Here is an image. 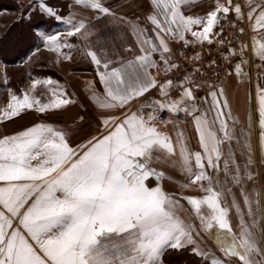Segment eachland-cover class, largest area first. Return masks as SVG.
Returning <instances> with one entry per match:
<instances>
[{
  "label": "snow or ice",
  "instance_id": "1",
  "mask_svg": "<svg viewBox=\"0 0 264 264\" xmlns=\"http://www.w3.org/2000/svg\"><path fill=\"white\" fill-rule=\"evenodd\" d=\"M132 2L143 15L106 0H71L67 14L50 0H17L33 43L57 64L80 50L102 91L88 81L92 111L81 105L85 114L65 125L47 117L76 103L66 84L29 71L26 87L7 89L0 124L41 115L0 134V264H264V0H213L204 12L194 11L199 0ZM33 17L62 30H40ZM222 22L239 33L246 24L251 45L233 47ZM173 43L183 49L175 59ZM206 44L226 48L225 76L238 82L249 75L245 50L259 59L258 120L251 91L242 122L223 78L197 63ZM183 61L191 70L168 78Z\"/></svg>",
  "mask_w": 264,
  "mask_h": 264
},
{
  "label": "crops",
  "instance_id": "2",
  "mask_svg": "<svg viewBox=\"0 0 264 264\" xmlns=\"http://www.w3.org/2000/svg\"><path fill=\"white\" fill-rule=\"evenodd\" d=\"M51 1V0H50ZM59 0H54V2H58ZM238 1V0H237ZM142 2L146 3V0H142ZM213 0H199V4L196 8H194V11L198 12H204L208 10V5L212 3ZM71 3V0H67V5ZM107 6L114 7L116 3H119L121 5L120 9H117L118 11H122L124 14H135V15H143L144 11H146V8H142L137 6L134 2L130 4V0H106ZM125 7V5H129ZM66 5V6H67ZM73 11H76L78 14H82L88 17H91L94 15L91 10L82 9L79 6H74ZM68 7L64 8L61 14H67ZM187 14V13H186ZM100 23L107 22L106 20L101 19L99 21ZM62 27V26H61ZM60 27V24L58 22H55L53 24V27L49 30H62ZM41 29V28H40ZM42 30V29H41ZM35 31V30H34ZM254 35V33L251 31V37ZM73 42H76L73 40ZM39 47L40 51L35 53L33 55V59H37L38 61L31 66V61H29L27 64L24 63V60L26 57L33 51L34 48ZM46 52L47 54L51 53L54 55V57H51L53 59H47L44 56L41 57V54ZM56 57L55 54L48 51L43 47L42 44H35L31 49H29L26 56L23 58H20L16 65L18 67L23 66L24 67V73L26 75L29 71H31L32 76H39V77H47L51 76L53 79L56 80H63L60 81L61 83H64L67 85V91L69 93H74V99L76 100V103L73 105H69L67 107L66 113L64 115V118L61 119L62 123H65V125L70 124L77 115H82L85 111V108H82L81 105H85V107H90V101L88 100V81H92V78L95 79L94 85H98V91H102L101 85L97 80V76L95 73V67L90 63V60L86 57H84L81 54L80 50H77L73 53V58L71 60H62V65L57 67V63L55 62ZM0 64L6 65L7 63H4L0 60ZM56 64V65H55ZM8 67V66H7ZM16 67V66H14ZM53 76H60L61 79L54 78ZM8 84L5 85L3 82L1 83L0 88V107H3L7 104L8 101V92L7 89L10 87V77L8 73ZM29 77V76H28ZM31 77H29V80ZM25 87V86H22ZM224 87L226 90V93L228 95L229 102L232 106L233 114L239 115L241 118V121L244 122L247 117V112L249 109V102L247 99V93L251 91L252 93V99H251V109L253 113L254 120H258V113L256 112L257 102L255 100V85L251 88L249 83L244 78L243 82H238L234 72L232 75H228L224 79ZM43 91V89H40ZM19 92V91H17ZM40 116V114L35 112H29L27 115H23L19 119H13L12 122H5L3 124H0V134H9L10 127H20L22 125L29 124L31 121L37 119ZM49 122L56 123L55 120L48 119ZM189 132H191V129L189 128ZM193 146L195 147V141H193ZM258 171L261 172V177L258 181V185L261 188H264V168H258ZM178 178H180L178 176ZM166 187H169L170 189L179 190L178 187L174 185L166 184ZM187 209V206H185ZM185 214H187L185 212ZM236 219L233 218V225L235 226Z\"/></svg>",
  "mask_w": 264,
  "mask_h": 264
},
{
  "label": "built area",
  "instance_id": "3",
  "mask_svg": "<svg viewBox=\"0 0 264 264\" xmlns=\"http://www.w3.org/2000/svg\"><path fill=\"white\" fill-rule=\"evenodd\" d=\"M237 2H243V0H238ZM222 23L224 25V31L222 33V36H224L228 40H230L232 42L233 47H238L239 41H244L245 43L251 45V30L246 26V24L242 23L239 25L241 27H245V32L239 33L237 29L231 27L230 23H228V22H222ZM172 47L174 50L173 51L174 59L178 58L179 57V51L183 50L182 46L180 44L173 43ZM186 51H187V54L189 56H191L193 53V48L189 47L188 49H186ZM195 51L200 52L201 61H199L197 63L202 65L204 71L207 73V76L210 80L216 81V80H219L221 78H223V80H224L227 77V76H225V71L228 70V68H227L228 62L224 61L220 55V53L226 51V48H217V46L215 44H213L209 50V46L206 44L203 48H200L199 46H197L195 48ZM245 55L247 57H249V59H250V63L248 65L243 66L244 70L246 72H248V74H249L248 77H245V79L248 83H249V78L251 79V83H249V85L252 88L255 85L257 77H258L260 71H262V69H259L255 66H253V65H258L259 62H258L257 58L254 56V54H252L250 52V50L246 49ZM210 59H215L217 61V64L212 66L211 68L208 66V61ZM236 59H238V57L233 58V64L235 63ZM186 70L190 71L191 69L188 66V62L183 61L181 63L180 71L177 72L176 70H173L169 74L168 78L179 77ZM153 71H155V70H153ZM213 73H215V75H213ZM161 75H163V73H161ZM195 79L200 80L202 78L199 75H197L195 77ZM199 94L203 95L204 92L201 91Z\"/></svg>",
  "mask_w": 264,
  "mask_h": 264
},
{
  "label": "rangeland",
  "instance_id": "4",
  "mask_svg": "<svg viewBox=\"0 0 264 264\" xmlns=\"http://www.w3.org/2000/svg\"><path fill=\"white\" fill-rule=\"evenodd\" d=\"M3 2H6L10 6H13L14 10L17 11V0H0V4H2ZM50 2L52 4H55V5H61L63 7V9L67 7L66 6L67 0H59L58 2H54V0H51ZM16 13L17 12H14V13L10 12L9 15H6L7 13L5 11L0 12V33L3 32V30H5V28L7 27V21L12 22L16 18ZM33 18L36 19L37 17H33ZM106 23L107 22H103V23L99 22L98 27H103V25H105ZM53 24H55L54 21L48 20V21H46V25L41 29L42 30H49L53 27ZM60 27H61V25H60ZM19 29H20L19 26L18 27L17 26L12 27L11 31L7 34V36L4 39L0 40V47H2L3 52L9 51L11 53V51L15 49V46H16L15 44L20 43V45H23V46L26 44L22 38V35L19 33ZM129 55H131V54H129ZM42 56H44L47 59L54 57V55H52L51 53L47 54L46 52L42 53L41 57ZM51 59H53V58H51ZM257 60L260 63L258 58H257ZM37 61H38L37 59H33L30 63L31 66H33ZM16 63H17V61L15 63L6 64V65L0 64V88L2 86L1 83L3 82V78H4L5 73L7 74V76L9 73L10 88H13L16 91H19L22 86L26 87L27 84L30 82L28 74L26 75V73H24V67L23 66L18 67L16 65ZM60 65H62L63 67L65 66L64 64H62L60 62L59 64H57V67L59 68ZM14 66H16V67H14ZM53 77L57 78V79H61L60 76H57V77L53 76ZM95 79L92 78V81L95 82ZM97 80H98V78H97ZM60 81H63V80H60ZM94 87H95V89L98 90V85H94ZM101 88H102V86H101ZM90 105H91V103H90ZM86 108H87L88 112L92 111V106L86 107ZM82 112H83V114H85V111H82ZM65 113H66V111L54 112V113L49 114L47 119L55 120L56 123H58V124H65V123H62V121H61V119L64 118ZM16 129H17L16 127H10V130L8 133H11L12 131H14Z\"/></svg>",
  "mask_w": 264,
  "mask_h": 264
},
{
  "label": "trees",
  "instance_id": "5",
  "mask_svg": "<svg viewBox=\"0 0 264 264\" xmlns=\"http://www.w3.org/2000/svg\"><path fill=\"white\" fill-rule=\"evenodd\" d=\"M62 9L63 7L61 5H59ZM1 11H5L7 14L9 15V13H14L17 12L16 10H14L13 6H10L8 3L3 2L2 4H0V12ZM7 21V27L5 28V30H3V32L0 33V40L4 39L7 34L11 31V28L14 26H19V33L22 35V38L24 40L25 45H20L19 44H15V49L11 51V53L9 51L7 52H3L2 47H0V60L3 61L4 63L7 64H11V63H15L16 61H18L20 58H23L24 56H26V54L28 53L29 49H31L35 43H33L32 40V34L34 32V28H32V26L27 22H18L17 19L15 18L12 22ZM33 23L34 24H38L39 28H43L46 25L45 21H41L39 18H33ZM187 259H191V257L187 258Z\"/></svg>",
  "mask_w": 264,
  "mask_h": 264
}]
</instances>
